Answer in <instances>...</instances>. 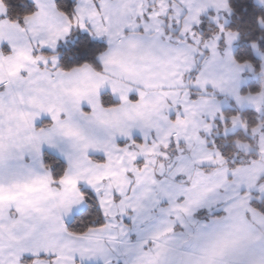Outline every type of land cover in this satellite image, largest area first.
<instances>
[{"label": "snow or ice", "instance_id": "1", "mask_svg": "<svg viewBox=\"0 0 264 264\" xmlns=\"http://www.w3.org/2000/svg\"><path fill=\"white\" fill-rule=\"evenodd\" d=\"M32 4L9 16L0 0V264H264V53L250 42L260 79L241 94L257 73L233 55L229 0ZM77 29L106 41L99 67L59 63ZM45 146L66 162L55 178Z\"/></svg>", "mask_w": 264, "mask_h": 264}, {"label": "trees", "instance_id": "2", "mask_svg": "<svg viewBox=\"0 0 264 264\" xmlns=\"http://www.w3.org/2000/svg\"><path fill=\"white\" fill-rule=\"evenodd\" d=\"M9 5V16L16 14H25L33 11V4L28 0H6ZM68 6H71L73 0H65ZM232 7V14L228 17V23L226 28L235 30L239 33V38L234 49V57L243 62L249 60L254 65V72L259 70V59L253 50L250 48V42L256 41L261 53H264V39L257 40V37H264V29H261L255 22V17L258 14H264V5H256L253 0H229ZM202 23L199 26L201 32H205L209 27L214 28L206 17L201 18ZM106 48V44L100 40L94 39L88 35L87 32L74 30L68 37L67 42L61 44L56 53L59 57V63L65 68L79 66L83 63H89L95 67H98L97 56L102 53ZM6 50V49H5ZM45 51V50H44ZM48 51H45L47 54ZM259 81L249 82L243 85L240 89L241 94L246 92H256L258 89ZM102 102L111 104L117 103L112 99L109 93H103L101 95ZM106 103V106H107ZM230 107L225 110L226 114H235L238 109L229 104ZM242 117L248 118L252 123L255 122V113L251 109H246L241 112ZM49 121H41L37 123V126H41L43 123ZM235 138L244 140L243 134L240 132L235 133L234 136L228 137L229 144L225 145L222 151H230V144ZM223 136L217 137L216 143L219 147ZM43 162L51 166V171L54 178L62 173L65 164L57 157L49 154L42 153ZM86 194V204L92 205L95 201L94 194L87 190L81 189ZM98 211V208H84L80 213L75 215L71 221L67 223L70 229H80L85 225H90L93 216Z\"/></svg>", "mask_w": 264, "mask_h": 264}, {"label": "crops", "instance_id": "3", "mask_svg": "<svg viewBox=\"0 0 264 264\" xmlns=\"http://www.w3.org/2000/svg\"><path fill=\"white\" fill-rule=\"evenodd\" d=\"M28 1H30V2L32 3V0H28ZM253 2H254L256 5H264V2H262V0H253ZM209 14H211V13H209ZM221 15L223 16L224 20H227V21H228V17H229V15H227L226 13H221ZM68 37H69V36H68ZM68 37L66 38L65 41L59 42L58 45H57V48H58L61 44H64L65 42H67ZM92 38H93V37H92ZM94 39H97V38H94ZM97 40H100V38L97 39ZM105 44H106V43H105ZM236 44H237V40L233 43V53H234V49H235ZM3 47H4V50L6 49L5 51H7V46L5 45V46H3ZM106 47H107V45H106ZM56 50H57V49H56ZM45 51H48V50H45ZM58 60H59V57H58ZM97 63H98V67H99V62H98V60H97ZM255 73H257V75H254L253 73H248L247 71H245V72L243 73V77L247 78V82L244 83V84H242L241 87H242L243 85L249 83V82L259 81V79H260V77H259V75H258L259 70H258V72H255ZM103 93H109V94L111 95L110 91L107 90V89L102 90L101 95H102ZM111 97H112L113 100H115V101L118 103V101L116 100V98H114L112 95H111ZM229 104H231L233 107H235L234 103H233L232 101H229L227 105L222 106V111L227 110V109L230 107ZM235 108H236V107H235ZM85 110H87L86 106H85ZM244 110H246V109H244ZM41 121H48V118H47V117H42L41 120L37 121V123H39V122H41ZM136 139H137V141L139 142V140H140L139 136H137ZM44 152H45V153H49V154H51V155L57 157V158L60 159V160L65 164V166H66V162L64 161V159H63L61 156H59L55 151L50 150V149H48V148L45 146V147L42 148V153H44ZM90 155H94V158L102 159V156H99L98 154H92V153H90ZM80 188H81V189H87V190L91 191L90 189H88V188H87L86 186H84V185H80ZM94 196H95V195H94ZM82 210H83V209H82ZM82 210H81V211H82ZM81 211H80V212H81ZM80 212L74 213V214H73V217H74L75 215H77L78 213H80ZM204 216H205V214H204L203 216H201V217L203 218ZM73 217H72V218H73ZM72 218H70L68 221H66V224H67L69 221H71ZM124 223H125V224H128L129 221H128L127 219H125ZM132 239L135 241V239H136V235H135V234L132 235Z\"/></svg>", "mask_w": 264, "mask_h": 264}, {"label": "rangeland", "instance_id": "4", "mask_svg": "<svg viewBox=\"0 0 264 264\" xmlns=\"http://www.w3.org/2000/svg\"><path fill=\"white\" fill-rule=\"evenodd\" d=\"M100 41L106 43V41L103 39V38H100ZM217 139V137H215V140ZM205 213L201 212L199 215L200 216H203Z\"/></svg>", "mask_w": 264, "mask_h": 264}]
</instances>
